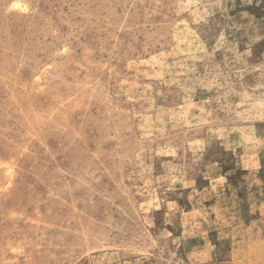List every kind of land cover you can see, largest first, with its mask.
<instances>
[{"label": "rangeland", "instance_id": "obj_1", "mask_svg": "<svg viewBox=\"0 0 264 264\" xmlns=\"http://www.w3.org/2000/svg\"><path fill=\"white\" fill-rule=\"evenodd\" d=\"M0 264H264V0H0Z\"/></svg>", "mask_w": 264, "mask_h": 264}]
</instances>
